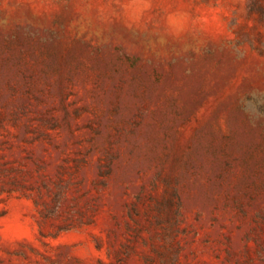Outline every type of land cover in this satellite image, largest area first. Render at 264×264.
I'll return each instance as SVG.
<instances>
[{"label": "rangeland", "instance_id": "374dc122", "mask_svg": "<svg viewBox=\"0 0 264 264\" xmlns=\"http://www.w3.org/2000/svg\"><path fill=\"white\" fill-rule=\"evenodd\" d=\"M0 264H264V0H0Z\"/></svg>", "mask_w": 264, "mask_h": 264}]
</instances>
